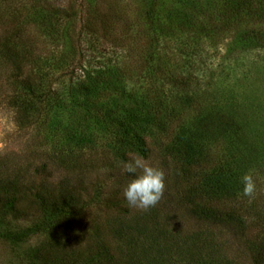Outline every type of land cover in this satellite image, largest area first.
<instances>
[{
  "label": "rangeland",
  "instance_id": "374dc122",
  "mask_svg": "<svg viewBox=\"0 0 264 264\" xmlns=\"http://www.w3.org/2000/svg\"><path fill=\"white\" fill-rule=\"evenodd\" d=\"M190 1L85 0L84 7L76 10L74 23L77 26L73 36L75 39L82 25H88L96 33L108 29L113 44L129 48L131 60L126 62L133 63L137 59L143 61L139 56L143 57L149 50V37L159 36V59L155 60L162 63V71L164 68L175 71L171 77L182 81L179 89L174 87L161 94L169 93L170 99L182 96L195 101L192 109L173 112L175 122L187 117L190 121L194 113L197 118L204 119L216 108L221 110L233 104L244 114L253 111L254 123L243 142L232 146L226 135L216 133L211 141L204 143L208 154L203 159V167L211 164L217 173L225 168L231 154L234 157L239 154L236 165L243 175L252 176L253 195L242 194L241 180L238 182L241 177L233 179L236 190H230L232 182L222 178V194L219 200L211 203L203 194L201 197L188 194L198 180L197 169L191 164L181 171L177 159L172 164L162 163L163 159L159 158L162 151L155 149L168 141L157 126L149 131L151 155L145 160L163 171L164 194L148 210L129 206L122 191L133 177L124 173V165L120 172L110 167L117 148L115 136L109 140L112 123L103 124L100 129L102 121L97 115L93 119L90 116L105 103L117 102L119 107L113 110L120 119L144 121L149 116L143 117L134 98L143 92L152 94L158 88L141 78L134 83L135 75L132 79L121 76V80L126 77L124 88L132 89V98L116 96L117 101H113L111 97H99L98 80H93L92 76L91 85L95 82L96 86H91L90 90V112L81 108L77 111L59 109L39 118L44 122L43 129L25 128L17 124L13 110L6 104V78L11 69L0 63V264H26V260H34V264H48L49 261H58V264H255L247 245L253 243L264 249V45L243 50L235 41L239 34L248 30L264 33V0H238L240 3L237 0H196L197 11ZM235 2L239 4L238 10H235ZM149 9L154 11L156 27H163L153 33L147 31ZM221 24L225 25L223 33L216 35L213 29ZM58 32L64 37L62 31ZM31 36H35L33 31ZM63 39L65 44L70 42L73 46V40ZM197 41L203 45L195 44ZM45 47L51 48L48 44ZM142 66H134L138 67L135 73L138 74ZM80 77V80L86 79L83 74ZM218 91L220 99L214 95ZM65 96L69 102L68 91ZM86 125L91 129L93 143L79 150L74 140ZM59 150L62 155L76 158L72 170L52 162V153ZM129 158L131 161L135 156L129 154ZM61 182L66 185L65 193L61 185L58 187ZM42 184L58 187L53 188L51 194L52 208L62 202H75L72 225L64 229L61 239L41 232L46 220H67L61 214L51 216L42 212L37 197ZM193 201L199 207L214 209V219L205 220L207 216L200 215ZM118 220L129 225V229L139 225L150 231L139 237L141 242L131 247V254L123 239L118 238L117 229H113V226H120ZM154 228L158 231L151 233ZM118 229L125 233L126 228ZM127 234L131 236L128 231ZM156 234L159 235L155 239H149Z\"/></svg>",
  "mask_w": 264,
  "mask_h": 264
},
{
  "label": "trees",
  "instance_id": "16d2710c",
  "mask_svg": "<svg viewBox=\"0 0 264 264\" xmlns=\"http://www.w3.org/2000/svg\"><path fill=\"white\" fill-rule=\"evenodd\" d=\"M191 1V6L197 11L196 0ZM84 4L85 0H0V63L9 65L11 69L6 78L8 86L6 104L13 110L17 124L25 128L36 126L38 130H41L44 122H40L39 118L48 113H54L59 109L77 111L80 108L86 109V113L90 112L89 110H92V104H89L90 90L91 86H96L95 82L91 85L92 76H94L93 80H98L99 97H111L113 101H117L114 98L116 96L131 99L132 89L124 88L126 77L121 80V76L132 79L135 75L134 83H137L141 78L146 81L145 83L149 82L154 85L153 88H158L152 94L147 95L146 92H143L138 98H134V100L137 99L138 109L143 113V117L149 116L147 119L144 121L140 118L120 119L113 110L116 106L119 107L115 104L117 102H112V105L105 103L101 110L94 111V114L90 116V119H93L97 115L98 119L102 121L99 122L100 129L103 128V124L110 125L112 123L109 140L111 141L115 136L114 146L117 147L114 151L115 156L111 157L110 167L112 170L118 169L120 172L121 166L129 161V154L144 159L150 157L149 141L151 138L149 131L159 126L166 135L165 140L168 141H164L159 148L155 149L157 152L162 151L159 157L163 159L162 163L172 164V161L175 162L177 159L182 166L181 171L185 169V166L191 164H194L195 169H197L198 180L193 185L192 190L189 189L188 194L191 193L193 196L199 197L203 194L209 203L219 200L218 197L222 194V178L232 182L229 185L233 189L229 187L230 190H236L234 180L243 176L241 168L236 165L239 154L235 157L231 154L225 168L221 172L215 173V169L211 168L213 165L209 164L207 167H203V159L208 154L205 144L219 132L228 137V142L232 146H235L239 141L243 142L244 135L250 131L254 123L255 113L252 111V113L244 114L243 111H237V104H233L232 107L226 105L221 110L216 108L212 114L208 115L209 117L204 119L197 118L194 113L193 119L190 121L187 117L185 120L178 118L175 122L176 118L173 117V112L178 111V109H192L195 101L191 102V98L182 96L170 99L169 93L161 94L163 91H171L174 87L179 89L182 81L171 77L175 71L166 68L162 71V63L155 60V58L159 59L157 56L159 53V36L152 35L149 37L151 41L149 50L143 53V57L139 56L140 59H143L142 62L138 59L134 61L135 63L126 62V60H131L128 55L130 53L129 48L118 47L113 44L109 39L112 35L108 29L102 33H96L88 25H82L74 39L73 34L77 26V23H74L77 15L76 10L80 7L82 9ZM238 8L239 4L236 3L235 10ZM153 12L149 9L146 13L147 31L150 33H153L155 29L163 28L161 25L156 27ZM189 23L191 24V21ZM225 24L229 25L230 23ZM216 27L213 29L216 35L223 33L224 24ZM32 31L34 37L31 36ZM58 31H62L64 37L69 38L71 42L73 40V46H70V42L65 44L64 37ZM248 31L239 34L237 41H235L237 47H242L243 50H252L264 45L263 32ZM46 44L51 46L50 50L46 49ZM195 44L201 46L203 42L197 41ZM140 64L143 66L137 74L135 72L138 71ZM134 66L138 67L135 69ZM81 74L85 75L86 79L80 80ZM73 82L75 83L73 84ZM66 87L68 88L66 89ZM67 91L69 102H66L65 93ZM217 93L214 95L220 99V92ZM79 101L81 102L78 103ZM85 101L88 103L86 104ZM68 103L70 105L66 106ZM120 109L124 110V107ZM173 131L176 132L172 133ZM92 143L91 129L86 125L79 131L74 140V145L80 150ZM52 154L54 155L52 162L56 166L69 170L75 167L73 165L76 161L74 156L62 155L61 150L54 151ZM152 154L156 155L154 151ZM230 165L236 166L229 169ZM240 180L241 178L238 182ZM60 185L65 193L67 191L65 183H59L58 187ZM41 186L40 195L38 193L37 197L41 201L42 212L51 214V216L61 214L67 217V220L57 218L44 221L41 232L48 233L55 239H61L64 229H68L72 225L70 221L75 216L76 209L73 206L75 202H71L72 204L62 202L56 208H52L53 197L51 194L54 192L53 188L58 187L50 184H42ZM241 186L243 187V185ZM57 192L60 193L59 190ZM192 205L198 207V212L201 211L200 215L207 216L206 219L204 218L205 220L214 219L212 216L214 209L211 207H199V204L194 201ZM195 214L198 215L199 213ZM118 222L119 227L126 228L125 233L118 229L119 227L113 226V229H117L118 238L123 239L122 241L127 245L131 254V247L141 242L142 238L139 237L143 234H150V231L149 229L147 231L145 228L142 229L139 225L129 229V225H123L120 220ZM127 231L130 232L131 236L127 234ZM154 231H158V228L152 229L151 233ZM158 235L156 234L149 239H155ZM247 251L251 254L253 263L264 264L263 248L248 243ZM56 262L49 261L48 264H58V261ZM26 264H34V260H26Z\"/></svg>",
  "mask_w": 264,
  "mask_h": 264
},
{
  "label": "clouds",
  "instance_id": "9594fccd",
  "mask_svg": "<svg viewBox=\"0 0 264 264\" xmlns=\"http://www.w3.org/2000/svg\"><path fill=\"white\" fill-rule=\"evenodd\" d=\"M123 171L133 177L122 191L129 206L148 210L161 200L165 190V176L162 170L150 166L143 157L137 156L124 164ZM241 183L242 194L251 197L255 191L252 176L243 175Z\"/></svg>",
  "mask_w": 264,
  "mask_h": 264
}]
</instances>
